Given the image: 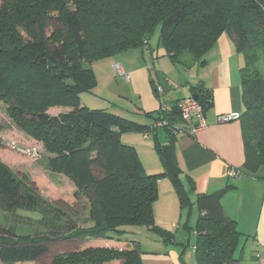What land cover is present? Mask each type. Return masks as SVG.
I'll use <instances>...</instances> for the list:
<instances>
[{"label": "trees", "instance_id": "obj_1", "mask_svg": "<svg viewBox=\"0 0 264 264\" xmlns=\"http://www.w3.org/2000/svg\"><path fill=\"white\" fill-rule=\"evenodd\" d=\"M156 29V47L173 63L183 65L188 64L183 59L187 57L192 64L201 63L221 34L231 36L243 58L239 70L242 167L254 173L264 166L260 67L264 66V0H0V98L9 103L14 123L42 143L50 169L65 173L74 183V199L87 200V223L79 224L43 198L27 173H15L0 161V209L39 214L32 233L0 226V263L39 262L55 244L92 238L91 245L52 254L48 264H142L138 241L127 242L117 234L127 226H145L165 243L173 240L172 232L154 224L157 181L163 176L171 183L179 210L188 212L194 206L198 212L194 264L237 261L235 252L248 236L221 205L230 185L199 194L193 176L172 175L162 157L165 171L147 173L134 146L120 139L125 131L155 132L154 123L165 120L166 125L159 127L166 129L175 163L176 135L171 126L176 125V117L183 123L180 114L160 109L144 112L153 120L147 127L79 103L80 92L97 83L95 72L85 63L129 48L148 49ZM191 93L204 115L212 104L209 89L196 85ZM51 106L70 109L49 114ZM154 147L161 155L164 146L155 141ZM94 166L101 170L99 175ZM15 215L16 222L23 223L25 218Z\"/></svg>", "mask_w": 264, "mask_h": 264}, {"label": "crops", "instance_id": "obj_2", "mask_svg": "<svg viewBox=\"0 0 264 264\" xmlns=\"http://www.w3.org/2000/svg\"><path fill=\"white\" fill-rule=\"evenodd\" d=\"M156 44L157 37L155 42L149 40L148 49L129 48L102 59L101 64L92 68L97 80L93 89L99 94L96 97L115 106L106 110L149 127L153 120L144 112L157 111L161 101L169 104L171 109L176 107L177 100L192 95V86L208 88L212 104L204 113L206 123L194 133H175L174 161L181 175L188 173L193 176L195 190L199 194L230 185L221 197V205L226 215L235 221L238 230L248 236L235 252L238 258L235 264H264V166L254 173H247L242 167L244 149L239 116L226 122L217 121L221 114L239 115L242 111L239 70L243 58L235 51L227 33L221 34L203 55L202 62L195 64L188 57L183 58L188 64L173 63ZM115 63L128 74V80L116 76L113 70ZM157 85L163 90L160 96L153 91ZM113 86L112 94L99 91L103 87L113 91ZM177 118L174 124L178 128L186 127ZM153 132L125 131L120 134V139L134 146L147 173H161L165 171V165L154 146L155 141L168 145L167 132L159 126ZM229 169L236 175H229ZM157 192L153 205L154 224L172 232L174 238L165 243L154 232L141 226L140 239L134 240L138 241L142 251V264H194V239L190 243L189 225H183L188 230L186 235L179 231L177 219L184 211L179 210L167 176L158 179ZM190 197L192 200L195 198L192 194ZM194 208L192 206L186 215L187 224L188 216L192 212L195 214ZM195 215L197 218L198 214ZM195 222L194 218L193 236ZM189 245V249L185 247Z\"/></svg>", "mask_w": 264, "mask_h": 264}, {"label": "rangeland", "instance_id": "obj_3", "mask_svg": "<svg viewBox=\"0 0 264 264\" xmlns=\"http://www.w3.org/2000/svg\"><path fill=\"white\" fill-rule=\"evenodd\" d=\"M157 30V29H156ZM157 31H154L150 37L151 42L156 41ZM101 60L93 61L90 64L85 63L86 67L96 68L98 64H101ZM264 72L263 63L260 65ZM103 93L112 94L114 92L111 89L103 87ZM98 92L94 89L83 90L79 94V103L81 106L95 109H113L115 106L112 103H105L97 99ZM89 99V104L87 100ZM89 105V106H87ZM70 107L65 106H51L47 108V113L58 114L61 112L68 111ZM9 103L4 99L0 98V140L2 146L0 147V161L8 166L13 172L19 173L23 171L27 173L37 184L39 188V193L41 196L47 200H51L57 206L68 212L79 224L87 223V200L86 198L74 199L73 192L75 190L74 183L69 179V177L63 173L50 169L48 165L47 157L48 153L43 149L42 143L22 129H20L12 120L8 113ZM52 156V155H51ZM94 173L99 175L101 170L96 166L93 167ZM192 210V209H191ZM195 214H198L197 210L194 208ZM184 213V214H183ZM181 216L177 219V223H180V232L185 235L188 230L183 227L186 222L187 211H184ZM15 214L23 216V223H17L15 219ZM15 214H10L6 210L0 209V226H10L13 225L16 231L20 234L32 233L36 228L35 219L39 217L37 212L18 210ZM192 212L188 217L190 243L193 241L194 236L191 233V227L194 223V218L196 215ZM29 218V219H27ZM138 226H127L125 227V232L117 234L118 237L130 242L133 239H140V231ZM174 232L175 229H172ZM92 238H87V241L82 239L67 240L62 241L58 244L53 245L48 252V255L41 258L39 262H23L16 264H48L52 254L57 252H64L66 250L81 249L87 245L93 244ZM187 245V244H186ZM188 249L189 246H185ZM3 264V263H0Z\"/></svg>", "mask_w": 264, "mask_h": 264}, {"label": "built area", "instance_id": "obj_4", "mask_svg": "<svg viewBox=\"0 0 264 264\" xmlns=\"http://www.w3.org/2000/svg\"><path fill=\"white\" fill-rule=\"evenodd\" d=\"M113 70L115 71V74L122 77L124 80H128V74L125 73L119 64L115 63L113 64ZM156 94L159 96L162 95V87L157 85L155 87ZM175 106L179 109L180 118L182 119L183 124L186 126L184 128H178L176 125L171 126L172 130L175 133L178 132H188V133H194L198 130V128L205 125V117L202 113L201 105L196 101L193 96H185L183 98H180L177 100ZM159 109L163 112L171 111V106L167 104L164 101H161L159 104ZM237 113H225L217 116V121L219 122H226L229 120H233L238 118ZM166 125L165 120L157 121L154 123L153 126H161ZM229 175H236V172L232 169H229L227 171Z\"/></svg>", "mask_w": 264, "mask_h": 264}, {"label": "water", "instance_id": "obj_5", "mask_svg": "<svg viewBox=\"0 0 264 264\" xmlns=\"http://www.w3.org/2000/svg\"><path fill=\"white\" fill-rule=\"evenodd\" d=\"M193 98L196 99V95H193ZM173 111L175 112H179V109L177 107H173L172 108ZM161 157L163 158L167 168L169 169V171L172 173V175L174 176H178L180 174V169L175 165V163L172 160L171 157V148L169 145H165L162 148L161 151Z\"/></svg>", "mask_w": 264, "mask_h": 264}]
</instances>
